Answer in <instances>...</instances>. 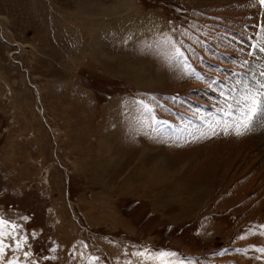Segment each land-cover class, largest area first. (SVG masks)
Returning a JSON list of instances; mask_svg holds the SVG:
<instances>
[{
  "label": "rangeland",
  "instance_id": "obj_1",
  "mask_svg": "<svg viewBox=\"0 0 264 264\" xmlns=\"http://www.w3.org/2000/svg\"><path fill=\"white\" fill-rule=\"evenodd\" d=\"M263 29L257 0H0V217L24 238H3L0 264H137L143 249L264 264V128L206 130L222 91L264 81ZM145 148L182 190L132 177Z\"/></svg>",
  "mask_w": 264,
  "mask_h": 264
},
{
  "label": "snow or ice",
  "instance_id": "obj_2",
  "mask_svg": "<svg viewBox=\"0 0 264 264\" xmlns=\"http://www.w3.org/2000/svg\"><path fill=\"white\" fill-rule=\"evenodd\" d=\"M257 3L261 7H264V0H257ZM163 43L171 49L168 56L170 64L175 63L176 66L181 67L185 75L195 74L191 65L187 64L184 52L181 50L182 41L174 42L166 38ZM261 76L264 77V72H261ZM197 78H199L198 74ZM230 91L234 94L226 95L223 91L220 93L224 104L216 109V115L208 114L206 122L207 132L215 135L217 129H220L226 135L232 132L237 136H241L254 130L256 127L264 128V81H260L257 85L252 86L245 83L240 91L237 92L235 89ZM150 99L155 100V97H150ZM135 104L142 113L146 114L153 124L161 123L154 115V106L152 104L144 100H137ZM205 134L206 132L204 131L200 133L201 136ZM193 139H197V137L193 136ZM17 227L18 225L0 217V258H3L6 247L3 239L5 236L11 237L16 241L17 249L22 247L24 238H17L14 235ZM260 227L264 228V225ZM240 238L243 239L244 237ZM259 251L264 252V249H259ZM25 255L30 254L25 253ZM132 255L138 258L137 264H185L184 260L178 258L177 253L168 250L153 252L143 249L133 252ZM97 259V257H90L89 264H92ZM8 264H15V262L10 260ZM126 264H132V262L127 261Z\"/></svg>",
  "mask_w": 264,
  "mask_h": 264
},
{
  "label": "bare ground",
  "instance_id": "obj_3",
  "mask_svg": "<svg viewBox=\"0 0 264 264\" xmlns=\"http://www.w3.org/2000/svg\"><path fill=\"white\" fill-rule=\"evenodd\" d=\"M197 1V0H196ZM128 2V1H127ZM129 5H130V3H128ZM125 5V4H124ZM87 22H89V25H90V28H96V30L98 29V31L100 30L101 32H102V29H103V24L101 23V22H97V25H95V26H93L94 24H93V22L94 21H90V20H87ZM119 22V21H118ZM96 24V23H95ZM101 26V27H100ZM88 29V28H87ZM89 30V29H88ZM264 30V29H263ZM93 31V30H92ZM97 31V32H98ZM103 31H105V29L103 30ZM91 33V32H90ZM257 33V32H256ZM100 34V33H99ZM94 36V38H95V36H97V33L95 34V35H93ZM94 38H93V40H94ZM97 38V37H96ZM97 43V42H96ZM94 44V43H93ZM97 47V46H96ZM95 53H97V52H95ZM92 54V53H91ZM94 54V53H93ZM99 56V55H98ZM101 57H106V59H108V56L105 54V53H102L101 55H100ZM99 56V57H100ZM100 57V58H101ZM74 64V63H73ZM72 64V65H73ZM142 65V64H141ZM140 65V66H141ZM72 67V66H71ZM130 67V66H129ZM136 67V66H135ZM131 68V67H130ZM129 68V69H130ZM145 68V67H144ZM118 70H120L121 71V68L120 67H118L117 68ZM132 69V68H131ZM137 69H139V71L141 70L140 68H137ZM137 71V70H136ZM143 71V70H142ZM145 71V70H144ZM250 71H251V74H250V76H254V77H257V78H259V79H262L263 77L262 76H258L257 74L259 73V69H257L256 67H254V66H252L251 67V69H250ZM119 72V71H118ZM133 75V74H132ZM148 75V74H147ZM135 76V75H134ZM147 77V76H146ZM134 79V78H133ZM143 79V78H142ZM249 79V78H248ZM138 80V79H137ZM146 79H144V81H145ZM136 81V80H135ZM151 81V80H150ZM260 81V80H259ZM247 82H249V81H247V79L245 80V83H247ZM141 84V83H140ZM258 129H261V127H256V128H254V130L256 131V130H258ZM245 135V134H244ZM251 137V136H250ZM259 143H261V144H264V140L263 139H261V140H259L258 141ZM260 145V144H259ZM148 149L147 148H145L143 151H141L140 152V154L138 155V158L136 159V162H135V164L133 165L134 167H132L131 168V170L133 171V178L135 177V176H137V177H139V178H145V176H144V174H145V172L146 171H149V170H147L148 169V167H147V165L146 164H144L143 163V159L145 158V156L148 154ZM185 163H187V162H185ZM168 166H169V164H168ZM151 167V166H150ZM153 167V166H152ZM155 167V166H154ZM182 168H184V167H182ZM151 169V168H150ZM151 174H150V176H149V181L147 182V184H149L150 186L152 185V186H156V187H163L166 183H168V182H170L171 184H172V186H173V188L175 189V191H180V190H182L183 189V187L182 188H180L179 187V185H178V183L177 182H179L177 179H176V175L177 174H179L180 172H181V170H180V168L178 167L175 171L174 170H172L171 169V167L169 168V169H167L166 167H165V164L163 163V164H161V165H158L156 168H154V170L153 171H149ZM161 175H162V178H161ZM158 177H160L161 178V180L158 178ZM178 177V176H177ZM158 178V179H157ZM147 179V178H146ZM182 181V180H181ZM128 183L129 182H127V184H126V186H128V188H126V189H124V187L122 186V188H121V191L122 192H124V191H126V192H129V191H131L132 189H134L135 190V187H133V186H129L128 185ZM182 183V182H181ZM133 184V183H132ZM139 184V183H138ZM147 184H144V187H142V191H147V190H153L152 189V187H149ZM140 186V185H139ZM139 188V187H138ZM145 188V189H144ZM167 189V188H166ZM168 190V189H167ZM177 193V192H176ZM138 198H141V195H136Z\"/></svg>",
  "mask_w": 264,
  "mask_h": 264
},
{
  "label": "crops",
  "instance_id": "obj_4",
  "mask_svg": "<svg viewBox=\"0 0 264 264\" xmlns=\"http://www.w3.org/2000/svg\"><path fill=\"white\" fill-rule=\"evenodd\" d=\"M137 100H141L142 98H140V99H138V98H136ZM136 100V101H137ZM145 101V100H144ZM134 102H135V100H134ZM146 116V115H145ZM163 125H165L166 123H162ZM162 124H160V123H157L156 124V127H154V129H157V130H159V131H162L163 129H164V127H163V125ZM148 130H151L150 131V134H148L149 136H151V135H154V136H156L157 134L156 133H153V128L152 127H148L147 128ZM148 151H149V149H148ZM137 203V202H136ZM168 227V226H167ZM15 262H19V264H25V263H21V261H15Z\"/></svg>",
  "mask_w": 264,
  "mask_h": 264
}]
</instances>
